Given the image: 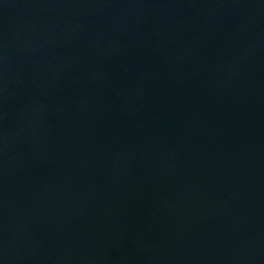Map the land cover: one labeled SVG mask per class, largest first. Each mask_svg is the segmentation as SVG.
I'll use <instances>...</instances> for the list:
<instances>
[{
  "label": "water",
  "instance_id": "1",
  "mask_svg": "<svg viewBox=\"0 0 264 264\" xmlns=\"http://www.w3.org/2000/svg\"><path fill=\"white\" fill-rule=\"evenodd\" d=\"M264 153V0H0V264H160Z\"/></svg>",
  "mask_w": 264,
  "mask_h": 264
}]
</instances>
